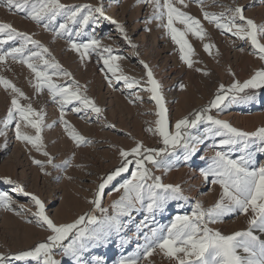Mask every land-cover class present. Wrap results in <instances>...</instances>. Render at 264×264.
Returning <instances> with one entry per match:
<instances>
[{"label": "rangeland", "instance_id": "374dc122", "mask_svg": "<svg viewBox=\"0 0 264 264\" xmlns=\"http://www.w3.org/2000/svg\"><path fill=\"white\" fill-rule=\"evenodd\" d=\"M20 2L24 3V0ZM28 2L31 3L33 0ZM59 2L67 7L88 5L94 9L102 6L105 16L125 28L131 43L123 38L115 24L101 17L97 18L96 23L90 22L85 25L79 36L76 32L80 31V26L68 23V27L72 30V41L84 44L89 43L93 38L100 41L97 50H89L90 54L81 61L80 55L71 50L69 37L55 34L54 30L59 29V24L67 22L65 16L58 15L49 24V28L45 29L44 23L47 21L37 24L27 18L25 11L10 10L6 3L0 0V24H10L19 32L31 36L50 53V56L45 53L41 55L50 62L54 59L64 71L71 73L70 78L57 76L54 74V69L48 68L52 82L61 86H71L73 89L78 85L82 95L92 99L103 109L102 114L97 116L90 110L73 112L75 102L65 106L64 119L80 135H86L83 137L90 142L77 147L60 122V106L53 101L47 88L39 92L36 90L35 85L38 81L35 74L26 65L13 61L10 57L0 63V78L10 81L26 97L20 99V104L22 106L30 104L33 110L44 116L41 132L43 147L38 152L30 145L16 139L15 121L7 128L4 127L3 122L7 119L11 100L15 94L11 89H6L0 84V131L4 132V135H0V193H7L12 201L10 205L12 210L0 207V258H3L4 264H42L43 257L39 261L30 258L17 261L15 257L22 252L33 250L39 243L47 242L50 234L46 228L36 224L33 213L38 209L31 196L11 195L9 188L21 185L26 192L37 196L40 200L41 197L44 198L45 212L53 220L56 213L60 212L67 203L70 212L86 206V209L76 216L77 219L93 210V205L89 201L94 198L102 178H106L120 166L121 150L130 151L137 142L142 143L146 148L156 150L164 147L160 136L155 134V121L158 119L155 102L150 99V93L143 87V85L150 87L144 64L148 65L162 87L169 130L172 132L175 131L177 120L189 117L198 108L209 105L220 85L227 89L235 80L243 82L255 71L264 68V61L253 55L254 49L250 41L241 40L232 33L217 29L215 24L205 20L203 15L204 12L217 16L223 13L224 17L228 18L229 10L240 6L245 8L244 15L247 18L254 20L257 25H264V0H184L187 7L173 0L174 6L180 11L201 22L207 35L209 32L214 33L215 42H218L214 43V46L218 47L211 48L209 54L204 50L206 37L203 40L198 39L187 33L183 24L174 22L177 30L186 32L185 39L194 50L190 56L191 67L180 59V47L171 39L165 26L166 9H164V19L161 21L154 19V4L144 3L142 0H59ZM159 3L162 6L164 0H159ZM110 33L114 35L109 36ZM258 39L264 44V37ZM0 41H7L0 43V50L3 51L20 46L18 39L7 40L5 34H0ZM105 47H110L112 55L120 57L115 62L117 71L121 72L125 66L134 70L136 77L142 83L138 88H125L123 80L117 83L116 77L109 74L100 58L102 55H107L103 52ZM28 48L40 51L38 48L33 49L31 44ZM246 57H249L250 61L244 64L245 66L241 65V61ZM30 62L40 68L44 67L36 58ZM187 89L192 92L178 109L174 103L179 99L177 98L173 103L170 101L172 99L170 94L172 91L176 94L180 91L183 94ZM257 91L259 92L251 94L255 96L251 102L231 104L226 102L227 107L222 106V110L212 109L209 114L216 119L228 121L233 127L242 131L254 132L264 127V89ZM114 93L119 98L125 99V104L122 103L123 110L110 103L116 98ZM207 126L201 124L193 130L205 138L202 142L203 149L196 152L189 160L183 159V149L178 148L174 155L158 158L166 159L169 162L168 166L157 168L146 162V167L152 175L161 177L164 184L180 186L182 198L169 199L162 209L153 213L147 212L146 207L137 205L138 210L130 217L120 218L122 228L118 234L113 232L106 243L92 244L82 254L83 264H97L98 260L100 264H119L122 259L128 258L137 260V264H177L175 260L165 257L159 249L152 256L144 258L145 246L148 244L147 237L151 236V230L159 228L166 230L177 216H191L197 204L201 205L204 211L212 208L220 199L222 189L219 184L212 182L214 177L210 176L206 181L202 171L209 168L216 150L225 151L231 159H239L244 154L239 146L234 149L214 147L219 144L221 138H208L205 133ZM150 128L153 131H148ZM22 131L28 135H35V130L30 126L22 125ZM62 136H65L64 140L67 142ZM251 150L255 155L250 168L264 166V153L259 152L256 145H253ZM44 151L48 153V157L42 154ZM49 157L52 158V164L47 163ZM34 159L44 163L45 168L41 170L32 162ZM66 161H70V165L66 166ZM135 170V163L130 164L129 171L121 174L106 188L102 207L108 210L107 215H115L112 205L123 194V190L117 192L115 189L130 179L131 172ZM44 172L50 174L45 175ZM7 179H11L14 183H7ZM109 196L110 200H108ZM146 203L147 200L145 205ZM94 214L98 218L104 215L98 210ZM250 218L251 213L247 216L233 213L224 217L223 222L208 226L224 235H231L237 231L247 230ZM85 226L95 227V225H81V227ZM163 234L166 235V231ZM256 235L264 239V234L257 232ZM70 242L71 237L65 241V245ZM53 259L59 261V264H74L73 259L63 255L61 249L53 250Z\"/></svg>", "mask_w": 264, "mask_h": 264}, {"label": "snow or ice", "instance_id": "6c2138e0", "mask_svg": "<svg viewBox=\"0 0 264 264\" xmlns=\"http://www.w3.org/2000/svg\"><path fill=\"white\" fill-rule=\"evenodd\" d=\"M3 2L10 10L25 11L27 18L37 24L47 21L44 23L45 29L49 28V24L58 15L65 16L67 22L59 24V29L54 30L55 34L69 37L71 50L80 55L81 61L90 54L89 50H97L100 41L95 38L87 44L72 41V30L68 27V23L80 26V31L76 32V35L79 36L85 25L90 22L94 24L97 18L101 17L115 24L123 38L129 44L131 43L125 28L117 24L115 20L105 16L102 6L94 9L88 5L67 7L61 4L59 0H33L31 3L28 0H24V3H21L20 0H3ZM142 2L154 4V19L156 20L162 21L164 19V9H166L167 24L165 26L171 35V39L180 47V59L191 67L190 56L194 50L188 40L185 39L186 32L177 30L174 27V22L183 24L187 33L203 40L206 33L201 22L180 11L174 6L173 0H164L162 6L159 0H142ZM176 2L187 7L184 0H176ZM229 11L230 16L228 18H225L223 13L217 16L204 12L203 15L205 20L214 23L217 29L232 33L241 40L250 41L254 49L253 55L264 61V44L260 43L258 39V37H264V25H257L254 20L247 18L244 15L245 8L243 7L236 6ZM85 12L86 14H82ZM0 34H5L7 40L18 39L20 41L19 47H12L9 51L0 50V63L5 62L10 57L13 61L26 65L35 74L38 81L35 85L36 90L39 92L47 88L53 101L60 106V122L65 126V132L68 133L70 139L76 143L77 147L90 143L64 119L65 106L75 102L72 108L73 112L79 113L90 110L97 116L102 114L103 109L98 107L92 99L82 95L78 85L73 89L71 86H61L52 82V76L47 71L48 68L54 69V74L57 76L70 78L71 73L64 71L54 59L50 62L44 55H41V53H45L50 56V53L38 41L19 32L7 23L0 24ZM6 42L0 41V43ZM29 44L32 45L33 49L38 48L40 51H33L28 48ZM212 47L214 46L204 44V50L209 54H211L210 49ZM103 52L107 55H102L100 58L112 76H115L117 80H123L129 89L139 86V81L124 75H117L115 62L120 57L112 55L110 47H105ZM33 58L42 62L44 67L40 68L37 64L30 62ZM143 66L147 74V83L150 85L146 90L150 93V99L155 102L157 108L156 116L158 119L155 121V134L160 136L164 147L156 150L146 148L142 143L137 142L130 151L121 150L119 153L122 158L120 166L108 174L106 178H102L94 198L89 201L93 205V210L69 223L57 224L54 222L46 214L44 202L37 196L26 192L23 186L16 185V189L21 194L31 196V200L34 201L38 209L33 213L36 217V224L46 228L50 233L47 242L39 243L33 250L20 253L15 257L17 261L29 258L39 261L43 257L42 264H59V261L53 259V250L61 249L63 255L73 259L74 264H83L82 254L92 244L106 243L113 232L118 234L122 228L120 218L130 217L134 211L138 210L137 205L146 207L147 212L153 213L162 209L169 199L182 198L180 186L164 184L161 177L152 175L146 167V162L157 168L168 166L169 162L166 159L158 158L174 155L178 148L183 149V159L189 160L195 155L197 146L205 138L193 130L201 124H207L206 136L208 138H221L219 144L214 145V147L234 149L239 146L244 154L239 159H231L225 151H215L211 165L207 170L202 171V175L206 181L210 176L214 177L212 182L219 184L222 189L220 199L207 211L202 210V206L197 204L191 216H177L166 230L164 228L152 229L151 236L147 237L148 244L145 246L144 258L147 259L159 249L165 257L175 260L177 264H264V239L256 235L257 232L264 234V166L250 168L255 155L251 150L253 145L257 146L259 152L264 153V127L254 132H245L233 127L228 121L216 119L209 114L212 109L222 110V106L227 107V104L253 101L255 96L248 94L246 90L264 89V68L255 71L249 79L243 82L235 80L227 89L220 85L215 98L207 107L193 113L191 117L177 120L174 126L175 131L172 132L169 130L168 112L162 87L154 78L148 65L144 64ZM109 83H111L110 79ZM0 84L4 85L6 89H11L15 94L11 100L7 119L3 122L4 127L7 128L15 121L16 139L21 143L30 145L38 152L41 151L43 147L41 137L43 114L33 110L30 104L22 106L20 99H26V97L10 81L0 78ZM22 125L34 129L35 135L32 136L23 132ZM148 131L153 130L150 128ZM0 135H4V132L0 131ZM42 154L48 157L46 151ZM32 162L41 170L45 168V164L40 160L34 159ZM47 163L52 164L51 157L48 158ZM70 163V161H66L65 165L68 166ZM132 163H135L136 170L131 172V178L115 189L117 192L123 190L120 199L112 205L115 215H107L108 210L102 207L105 190L117 177L128 172L129 165ZM44 174L49 175L50 173L44 172ZM6 182L14 183L11 179H7ZM11 203V197L7 193H0V207L5 210H12ZM96 210L104 214L102 218H98L94 214ZM233 213L245 216L251 213L247 230L224 235L208 226L223 222L224 217ZM28 222L31 223V221ZM85 224L95 225V227H81ZM165 231L166 235L163 234ZM70 237L71 242L65 245V241L69 240ZM0 264H4L3 258H0ZM97 264H100L99 260ZM119 264H137V260L122 259Z\"/></svg>", "mask_w": 264, "mask_h": 264}, {"label": "bare ground", "instance_id": "6f19581e", "mask_svg": "<svg viewBox=\"0 0 264 264\" xmlns=\"http://www.w3.org/2000/svg\"><path fill=\"white\" fill-rule=\"evenodd\" d=\"M114 34L113 33H110L109 34V36H113ZM206 38H205V40H204V44H210V45H213L214 46V43L215 44H217L218 42H215V34L214 33H212V32H209V34L207 35L206 34V36H205ZM218 46L216 45V46H214V47H212V48H217ZM147 52V50L145 51V53ZM147 55V54H146ZM250 61V58L249 57H246V58H243V60L241 61V65H244V64H246V63H248ZM176 62V61H175ZM123 63H125L124 62V60H123ZM123 66V65H122ZM245 66V65H244ZM124 67V66H123ZM109 74L110 75H112L110 72H109ZM117 75L119 76V75H124V76H127V77H129L130 79H135L136 81H139L140 82V79L139 78H137L136 77V73L134 72V70H131V69H129L128 67H124V69L123 70H121V72L120 71H117ZM115 80H116V78H115ZM117 81V83H121V80H116ZM139 84H142L141 82L139 83ZM124 86H125V88L127 87V85L124 83ZM139 87V86H138ZM138 87H136V88H138ZM143 87L144 88H148L149 86H147V85H143ZM178 91V90H177ZM190 92H192V91H190V89L188 90L187 89V91L185 92V93H183V94H181L180 93V91L179 92H177V94H176V92H171V94H170V96L172 97V99L170 100V101H172L173 103L176 101V99L178 98L179 99V101L177 102V103H174L175 104V106L178 108V109H180V105L187 99V97H188V94L190 93ZM113 93V92H112ZM117 93V92H116ZM115 94V93H114ZM116 95V98H115V100H111L110 101V103L111 104H113V105H116L117 107H119V109H121V110H123V107H122V103H124L125 104V99H121V98H119V96L117 95V94H115ZM176 96V97H175ZM104 97V96H103ZM115 97V96H114ZM175 97V98H174ZM104 101V100H103ZM170 103V102H169ZM124 108H125V106H124ZM182 113H184V112H182ZM73 124V123H72ZM86 130L88 131V132H90L89 131V129H87L86 128ZM86 130H84V132L86 131ZM87 132V133H88ZM86 133V134H87ZM84 134V133H83ZM82 135V134H81ZM82 136H86V135H82ZM62 138H63V140L65 139V136L63 137L62 136ZM64 141H66V140H64ZM67 142V141H66ZM68 144V143H67ZM69 145V144H68ZM71 146V145H70ZM201 149H203V144L201 143V144H199V147L197 148V152H200V150ZM9 193L11 194V195H17V194H21L17 189H16V187H14V188H9ZM41 200H43L42 202H44V198H42L41 197ZM63 200H64V198H63ZM67 201H69V199H66ZM108 200H110V196H109V198H108ZM67 201H66V203H67ZM68 203L67 204H65L64 205V207L61 209V211L60 212H58V213H56V215H55V220H54V222H56L57 224H62V223H68V222H70V221H72V220H74L75 218H76V216L78 215V214H80L81 212H83L85 209H86V206H83V207H81L80 209H78L77 211H75V212H70V211H68ZM89 227V226H88Z\"/></svg>", "mask_w": 264, "mask_h": 264}, {"label": "trees", "instance_id": "16d2710c", "mask_svg": "<svg viewBox=\"0 0 264 264\" xmlns=\"http://www.w3.org/2000/svg\"><path fill=\"white\" fill-rule=\"evenodd\" d=\"M247 91V90H246ZM248 92V94H254V93H256V92H259V91H257V90H255V91H253V92H250V91H247ZM208 106V105H207ZM207 106H202V107H200V108H198L196 111H194V112H192L191 114H190V116L189 117H191V115L193 114V113H195V112H197V111H199V110H201V109H203V108H205V107H207Z\"/></svg>", "mask_w": 264, "mask_h": 264}]
</instances>
